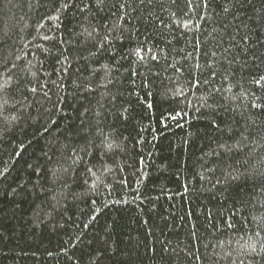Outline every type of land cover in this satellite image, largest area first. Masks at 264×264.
Segmentation results:
<instances>
[{
	"label": "trees",
	"instance_id": "16d2710c",
	"mask_svg": "<svg viewBox=\"0 0 264 264\" xmlns=\"http://www.w3.org/2000/svg\"><path fill=\"white\" fill-rule=\"evenodd\" d=\"M0 264H264V0H0Z\"/></svg>",
	"mask_w": 264,
	"mask_h": 264
},
{
	"label": "snow or ice",
	"instance_id": "6c2138e0",
	"mask_svg": "<svg viewBox=\"0 0 264 264\" xmlns=\"http://www.w3.org/2000/svg\"><path fill=\"white\" fill-rule=\"evenodd\" d=\"M173 2H174V0H173ZM149 107H151V105H149Z\"/></svg>",
	"mask_w": 264,
	"mask_h": 264
}]
</instances>
